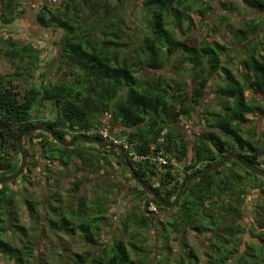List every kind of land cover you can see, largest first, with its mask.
Listing matches in <instances>:
<instances>
[{
	"label": "trees",
	"instance_id": "16d2710c",
	"mask_svg": "<svg viewBox=\"0 0 264 264\" xmlns=\"http://www.w3.org/2000/svg\"><path fill=\"white\" fill-rule=\"evenodd\" d=\"M27 1L0 0V35L25 11ZM137 1L145 32L134 42L136 26L130 28L119 15L123 9L120 0H43L35 22L47 32H60L53 61L61 77L58 80H46L47 73L40 72L39 49L13 40L11 32L5 38L0 36V55L14 69L0 74V178L18 170L17 140L24 131L43 123L58 137L65 139L70 134L72 138L100 126L104 114L110 129L118 128L139 155L151 154V146L162 139L168 165L148 160L133 163L127 154L125 162L165 202L174 200L187 177L230 152L264 170V131L257 134L248 118L264 119V55L260 53L264 41L257 50L253 39L257 22L233 30L232 45L247 43L241 68L233 71L223 45L195 39L184 43L179 38L178 31L191 34L198 23L189 12L205 17L206 2L196 8L195 0ZM236 1L255 13H264V0ZM222 4L232 13L231 0ZM219 19L225 26L228 17ZM166 68L174 76L165 77ZM35 74L39 83L33 81ZM210 92L214 98L199 113L196 130L188 136L181 123L193 119ZM47 104L53 110L51 118L42 114ZM89 136L107 144L98 135ZM38 138L42 139L38 159L27 161L18 179L0 185V255L6 264H41L35 255L37 244L27 229L16 224L12 211L14 188L29 186L38 166L46 171L60 168L56 177H45L54 183L49 194L24 199L30 219L46 225L56 238L57 250L52 256L57 264H264V178L259 181L236 161L228 160L221 169L191 181L178 204L166 208L142 190L122 159L109 149L80 141L72 147L62 146L43 132L29 134L23 146ZM101 171L110 176L129 174L138 200L134 206L127 205L105 243L97 238L110 226L107 214L113 200L109 196H116L123 184L108 177L107 188L97 189L100 193L93 200L78 195L87 175ZM66 179L71 182L63 196L59 183ZM250 190L257 191L260 200L253 226L244 214ZM158 213L168 216L160 219ZM9 227L13 229L10 235L19 236L18 246L7 240ZM151 231L159 240L155 245L164 251L157 261L148 254ZM187 232L207 236L201 258L181 236ZM247 236L255 241L247 242ZM66 238H77L83 250L70 251ZM171 240L180 245L175 258L171 257Z\"/></svg>",
	"mask_w": 264,
	"mask_h": 264
},
{
	"label": "rangeland",
	"instance_id": "374dc122",
	"mask_svg": "<svg viewBox=\"0 0 264 264\" xmlns=\"http://www.w3.org/2000/svg\"><path fill=\"white\" fill-rule=\"evenodd\" d=\"M122 4V11L119 15L127 20V24L130 28L135 27V30L132 34L133 41L137 42L139 38H141L145 32L144 22L140 20V13L138 9V1L137 0H120ZM43 2V0H28L24 5V12L19 15V17L13 22V24L9 26H5L2 30L1 37L5 38L11 32L13 40L18 41L22 44L30 43L37 49L41 51L39 57L40 62L39 66L40 72H46V80H58L61 77L56 74L55 62L54 59L57 57L58 49L55 42L58 40L60 32L52 33L47 32L36 25L35 22V14L39 8V5ZM207 3L209 6L206 9L205 17L199 18L198 14L194 12H189L190 16H192L193 20L196 21V26L193 29L191 34H188L184 29V32L178 31L179 38L183 40L185 43L188 39L195 40H204V41H215L220 45L226 47L227 51L225 52L229 56V60L232 65V70L235 71L237 68H241L242 60L244 58L243 53L245 52V44H235L232 45V33L234 28L244 27L246 23L255 20L257 22V30L253 39L256 40V49H261V44L264 41V13H255L251 11L249 8L243 6L236 0H231V4L234 7V10L228 12L223 7V0H195L196 8L201 7L202 3ZM230 7V6H229ZM133 8V9H131ZM221 15H226L228 17L225 26L221 23L219 17ZM122 41V40H121ZM125 41V40H124ZM122 41L121 43H123ZM1 45V44H0ZM130 47H133L130 44ZM242 48V49H241ZM238 49H241L238 50ZM260 53L264 55V52L261 50ZM14 71L12 65L9 63L7 59L0 55V74H9ZM165 77L174 76V71L170 68H166L163 72ZM37 74H35L34 82L39 83ZM220 78H218L219 80ZM189 81V79H187ZM214 98V92H210L208 96L204 99L203 104L200 107L196 108V114L192 120H183L182 127H184L186 134L192 135L196 130L197 120L199 119V113L203 111L204 108L210 106V99ZM42 114L45 118H51L53 116V110L49 104H47L44 108H42ZM248 118L253 121L252 125L255 127L256 133L260 134L264 131V119H261L258 116L250 115ZM118 129V128H117ZM26 139V138H25ZM24 139V140H25ZM23 140V141H24ZM23 146V145H22ZM39 145L33 143H25L23 146L24 151L27 153V161L33 162V160L38 159V147ZM26 161V163H27ZM26 167V166H25ZM58 166H53L51 169L46 171L42 166H38L33 169L30 180L31 184L25 187L14 188L15 189V200L12 207V211L14 212L17 221L16 224L24 227L29 232L30 239L33 243L37 244V252L35 255L37 256V261H40L41 264L44 262L40 259L46 260L50 264H57L55 258L52 256L53 253L57 250L55 248L56 238L51 235L48 231L46 225H37L33 220L30 219L28 215V211L24 204V199L32 201L33 199H39L42 196L49 194L50 191L54 189V183L51 178L49 181L46 180V175L56 177V172L59 171ZM109 172H111L109 170ZM110 176L109 174L101 171L98 174H89L87 175L86 181L82 184L78 195L84 194L87 199H94L96 194H99L100 191L97 189H106L107 188V178H114L115 182H121L123 184L122 189H120L119 193L112 194L109 196V199L112 198V203L110 205V209L108 211L107 217L109 218V227H105L99 233L98 241L101 243L108 242L110 239L109 232L119 224L120 219L124 217L125 210L127 205L134 206L138 203V200L134 199L133 190L136 185L130 178L129 174L122 173ZM5 177V176H4ZM2 178V177H1ZM261 181L262 179L259 177L258 179ZM71 179L62 180L61 184L63 186V196H67V190L69 189V183ZM59 189V188H58ZM126 195H124L125 193ZM258 193L255 190H250L244 200V214L245 217L250 222L256 211V208L260 205V200L258 198ZM55 205V203H53ZM38 208H41L38 206ZM152 211H156V209H151ZM156 216L160 219L168 216L167 214L161 215L160 213L156 214ZM170 217V214H169ZM12 227H9V234L7 240L13 245L18 246L19 236L10 235L12 232ZM181 236H185V243L194 248L195 253L201 258L204 255L206 250L205 240L207 236H194L191 232H187L186 235L181 234ZM148 243L147 248L149 249V256L155 257V261L158 260L160 255L164 254L158 244L155 245L156 241L158 243V238L156 237V233L151 231L147 235ZM251 236L246 237V241L250 242ZM65 245L70 251L80 252L83 248L80 246L77 238H66ZM179 243L177 241L171 240L169 243V247L171 248L172 258H175L180 252ZM201 246V247H200ZM55 250V251H53ZM0 264H6L5 259L0 255Z\"/></svg>",
	"mask_w": 264,
	"mask_h": 264
},
{
	"label": "water",
	"instance_id": "95a60500",
	"mask_svg": "<svg viewBox=\"0 0 264 264\" xmlns=\"http://www.w3.org/2000/svg\"><path fill=\"white\" fill-rule=\"evenodd\" d=\"M34 132H43L44 134H47L49 137H51L57 144L62 145V146H66V147H72L76 142H83L86 144H95L97 146H99L100 148H106L109 149L112 153H115L116 155H118L122 161L124 162V166L129 170L131 176L133 177V179L135 180V182L142 188V190L150 197H152L154 199V201H156L158 204H160L162 207H166V208H172L175 205L178 204L180 197L184 194V192L187 189L188 184L195 180L200 178L202 175H205L207 173L219 170L223 167L224 162L228 161V160H234L236 161L238 164H240L243 168H245L246 170H248L250 173L264 178V170L260 169L256 166H252L249 163L245 162L244 160H242L239 155L235 152H230L226 155H222L219 158V161L211 166L206 167L205 169H202L198 174H192L189 177H187L184 181L183 184V189L180 190L174 200L170 203L165 202L164 200H162L152 189V187H150L149 185H147L146 183H144L140 178H138L133 172H132V168L130 166V164L125 162V155L123 152V149L121 146H114L111 144H105L102 142L101 139L96 138V137H90V136H85V135H78L76 137H72L70 139H62L60 137H58L55 132L52 130V128L48 127L47 125L43 124V123H38L35 126H33L32 128L24 131V133L22 134L21 137L18 138L17 140V150L20 154V165L18 170L8 176L2 177L0 178V185L5 184V183H9L12 182L16 179H18L25 171V166H26V161H27V153L24 151L23 149V140L25 138H27V136L31 133ZM2 145V138L0 137V147Z\"/></svg>",
	"mask_w": 264,
	"mask_h": 264
},
{
	"label": "built area",
	"instance_id": "2783aa9c",
	"mask_svg": "<svg viewBox=\"0 0 264 264\" xmlns=\"http://www.w3.org/2000/svg\"><path fill=\"white\" fill-rule=\"evenodd\" d=\"M55 1V0H53ZM108 115L104 114L101 119V125L91 129L88 132L83 133V135H98L102 139L106 141L107 144L114 145L116 147L121 146L124 152V155L127 154L128 158L133 162L139 161H150L154 162L160 166L168 165V158L163 148L161 147L162 139H158L156 144L151 146V154L149 155H139L134 147L129 145L127 137L119 134V130L117 128L110 129L108 124ZM70 138V134H67L66 139ZM150 209H154L151 205Z\"/></svg>",
	"mask_w": 264,
	"mask_h": 264
},
{
	"label": "flooded vegetation",
	"instance_id": "af4514ba",
	"mask_svg": "<svg viewBox=\"0 0 264 264\" xmlns=\"http://www.w3.org/2000/svg\"><path fill=\"white\" fill-rule=\"evenodd\" d=\"M40 140H42L41 138H38V139H34L33 140V143H35V144H37L38 145V143L40 142ZM45 196V195H44ZM44 196H42V198H44ZM256 212V211H255ZM256 213H254V217H253V219L251 220V226H253L254 225V222L256 221V219H257V216L255 215ZM43 222H44V220H43ZM42 221H41V223H43ZM251 239H253V241H255V239L254 238H251ZM252 240H250V242H251ZM248 242V241H247Z\"/></svg>",
	"mask_w": 264,
	"mask_h": 264
},
{
	"label": "clouds",
	"instance_id": "9594fccd",
	"mask_svg": "<svg viewBox=\"0 0 264 264\" xmlns=\"http://www.w3.org/2000/svg\"><path fill=\"white\" fill-rule=\"evenodd\" d=\"M85 136H86V135H85ZM70 138H71V137H70ZM70 138H69V139H70ZM65 139H66V138H65Z\"/></svg>",
	"mask_w": 264,
	"mask_h": 264
}]
</instances>
